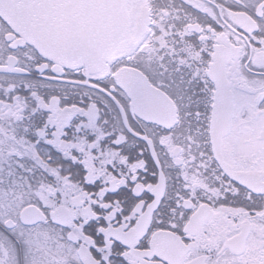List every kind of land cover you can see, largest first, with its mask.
<instances>
[{
    "label": "snow or ice",
    "instance_id": "obj_1",
    "mask_svg": "<svg viewBox=\"0 0 264 264\" xmlns=\"http://www.w3.org/2000/svg\"><path fill=\"white\" fill-rule=\"evenodd\" d=\"M0 264H264V0H0Z\"/></svg>",
    "mask_w": 264,
    "mask_h": 264
}]
</instances>
